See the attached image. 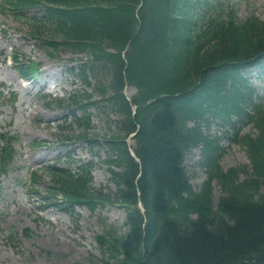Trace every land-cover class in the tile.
<instances>
[{"label":"trees","instance_id":"16d2710c","mask_svg":"<svg viewBox=\"0 0 264 264\" xmlns=\"http://www.w3.org/2000/svg\"><path fill=\"white\" fill-rule=\"evenodd\" d=\"M4 1L33 34L51 38L44 44L52 56L62 48L89 56L80 75L88 85L90 75L97 79L93 97L120 116L118 132L103 139L116 192L92 187V164L74 171L52 165L46 170L52 185L41 203L124 206L127 231L97 236L111 253L102 264H264V102L255 100L256 90L240 75L262 63L264 22L239 20L221 0ZM42 3L49 5L43 19L23 12ZM21 71L30 77L35 66L21 63ZM126 85L137 89L131 98L123 93ZM85 99L71 106L85 110ZM232 114L233 125L255 124L257 132H235L230 140L245 145L250 165L224 171L221 138L206 134L202 125ZM89 128L73 139L99 144ZM133 133L139 160L127 143ZM15 139L0 134V174L14 168ZM200 145L208 180L196 191L185 161ZM215 181L223 192L217 207Z\"/></svg>","mask_w":264,"mask_h":264},{"label":"rangeland","instance_id":"374dc122","mask_svg":"<svg viewBox=\"0 0 264 264\" xmlns=\"http://www.w3.org/2000/svg\"><path fill=\"white\" fill-rule=\"evenodd\" d=\"M225 1L234 6L240 19L254 14L264 21V0ZM14 12L4 9L3 14L0 9V90L7 98L11 93L17 96L15 102L0 98V134L9 131L18 136L14 143V168L0 175V264H102L111 253L101 248L96 237L111 229L118 235L124 234L125 210L109 204L95 212L80 206L74 209L41 207L40 200L32 197L28 188L31 173L38 171L39 176L30 189L40 190L43 196L46 187L52 185L45 168L58 162L61 167L75 169V164H69L73 159L79 164L93 163L95 190L102 189L105 194L116 192L104 147L92 148L88 143L67 138L82 134L86 124L91 134L101 138L115 134L119 130L120 116L102 104L90 103V109L76 113L77 116L88 115L89 121L78 123L71 104L76 99L94 96V87H88L69 69L67 61L76 58L69 52H62L58 60L50 59L47 50L29 35L28 26L20 22ZM15 55L24 62L39 64L36 86L21 77L13 61ZM257 79L252 78L264 98V78ZM92 82L96 84L95 79ZM126 92L131 97L136 90L129 87ZM223 130L227 127L215 119L209 132L220 136ZM250 132L255 133V130L248 127L243 130V134ZM229 134L232 133L228 131ZM34 142L44 145L33 149ZM219 145L224 151L220 160L224 170L248 165L243 144L221 140ZM200 151L194 149L185 162L195 190L208 178V168L201 166L203 154ZM240 178L244 180L247 175L241 174ZM21 180L25 183L23 187L16 182ZM222 194V188L215 182L214 207ZM121 258L118 255V262Z\"/></svg>","mask_w":264,"mask_h":264}]
</instances>
